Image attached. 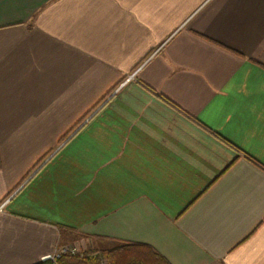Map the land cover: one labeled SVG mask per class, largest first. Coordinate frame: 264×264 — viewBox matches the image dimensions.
<instances>
[{
  "label": "crops",
  "instance_id": "1",
  "mask_svg": "<svg viewBox=\"0 0 264 264\" xmlns=\"http://www.w3.org/2000/svg\"><path fill=\"white\" fill-rule=\"evenodd\" d=\"M123 242L264 264V0H0V264Z\"/></svg>",
  "mask_w": 264,
  "mask_h": 264
},
{
  "label": "trees",
  "instance_id": "2",
  "mask_svg": "<svg viewBox=\"0 0 264 264\" xmlns=\"http://www.w3.org/2000/svg\"><path fill=\"white\" fill-rule=\"evenodd\" d=\"M170 264L155 248L147 243L123 242L95 254L63 253L55 261L46 259L36 264Z\"/></svg>",
  "mask_w": 264,
  "mask_h": 264
},
{
  "label": "rangeland",
  "instance_id": "3",
  "mask_svg": "<svg viewBox=\"0 0 264 264\" xmlns=\"http://www.w3.org/2000/svg\"><path fill=\"white\" fill-rule=\"evenodd\" d=\"M65 248H66V251L63 252V250H60L58 253H61V254H63V253H71V254H79V255L85 254V252H83L82 250L76 248L74 245H67V246H65ZM71 249L72 250L75 249V251L72 252Z\"/></svg>",
  "mask_w": 264,
  "mask_h": 264
},
{
  "label": "built area",
  "instance_id": "4",
  "mask_svg": "<svg viewBox=\"0 0 264 264\" xmlns=\"http://www.w3.org/2000/svg\"><path fill=\"white\" fill-rule=\"evenodd\" d=\"M61 250H63V252H64V251H66V248L64 247ZM71 251L73 252V251H75V249L74 250L71 249ZM60 254L61 253H57L55 255L49 256L47 259H50L52 261H55L56 258H58L60 256ZM101 264H107V261L105 259H103L102 262H101Z\"/></svg>",
  "mask_w": 264,
  "mask_h": 264
}]
</instances>
